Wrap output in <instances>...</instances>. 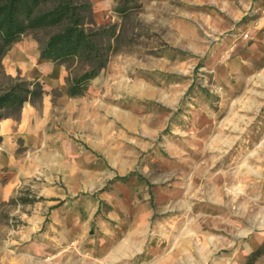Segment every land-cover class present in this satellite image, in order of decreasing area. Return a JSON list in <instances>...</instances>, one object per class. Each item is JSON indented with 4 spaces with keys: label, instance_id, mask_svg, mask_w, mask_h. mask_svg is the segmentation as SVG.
Here are the masks:
<instances>
[{
    "label": "rangeland",
    "instance_id": "obj_1",
    "mask_svg": "<svg viewBox=\"0 0 264 264\" xmlns=\"http://www.w3.org/2000/svg\"><path fill=\"white\" fill-rule=\"evenodd\" d=\"M89 2L87 27L114 35L97 38L109 58L84 95L66 83L83 64L39 57L65 71L51 84L10 74V49L0 61L44 83L22 109L47 135L17 140L0 251L70 221L82 264H264V0H127L123 15L118 0Z\"/></svg>",
    "mask_w": 264,
    "mask_h": 264
},
{
    "label": "trees",
    "instance_id": "obj_2",
    "mask_svg": "<svg viewBox=\"0 0 264 264\" xmlns=\"http://www.w3.org/2000/svg\"><path fill=\"white\" fill-rule=\"evenodd\" d=\"M130 9L127 0H118L115 8L122 15ZM90 11L89 0H0V61L21 36L34 34L39 42L41 60L62 65L76 62L85 66L80 74L66 78L69 97L84 95L89 81L105 67L109 58L110 46H101L97 38L114 35L109 27L89 29L83 13ZM40 30L49 31L45 40L35 36ZM0 76L5 78L0 86V120L18 116L26 102H40L46 91L43 82L6 75L2 64Z\"/></svg>",
    "mask_w": 264,
    "mask_h": 264
},
{
    "label": "crops",
    "instance_id": "obj_3",
    "mask_svg": "<svg viewBox=\"0 0 264 264\" xmlns=\"http://www.w3.org/2000/svg\"><path fill=\"white\" fill-rule=\"evenodd\" d=\"M8 64L6 68L10 74L17 73L19 70L26 69L36 77L45 76L49 83L59 84V81L65 76L62 66L55 64H36L40 57V50L33 40H20L16 42L9 50ZM46 63L47 60H44ZM29 64H25V63ZM35 63V64H34ZM41 67H48L42 69ZM31 113V114H30ZM35 109H22L19 120L6 118L0 120V177L6 175L9 184L0 185V201L8 196L13 184L18 180L20 162L16 159L15 149L17 140L20 138L25 143L44 144L47 135L44 130V123L33 124L29 121L30 117L35 116ZM26 170V169H24ZM50 229H61L57 234L59 237H53L48 233L35 237L25 247L17 248L21 240L19 238L9 239L8 244L14 246L12 249L0 251V264H82L80 260H72L71 253L74 251L72 243L80 245V238L74 239L77 234L76 224L70 221L53 222ZM48 234V235H47ZM73 237V238H72ZM84 248V247H83ZM88 254L92 253L93 246L84 248ZM117 250H119L117 248Z\"/></svg>",
    "mask_w": 264,
    "mask_h": 264
}]
</instances>
